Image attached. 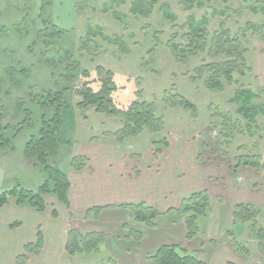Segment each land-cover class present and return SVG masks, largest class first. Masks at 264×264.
<instances>
[{"label":"rangeland","instance_id":"obj_1","mask_svg":"<svg viewBox=\"0 0 264 264\" xmlns=\"http://www.w3.org/2000/svg\"><path fill=\"white\" fill-rule=\"evenodd\" d=\"M50 1L43 8L44 0H0V126L1 139L10 142V146L0 148L1 189L19 186L36 191L49 179L52 168L67 174L72 186L70 176L90 169L92 153L108 144L127 153L122 157V164L128 167L126 173L131 166L130 174L134 177L139 173V166H148L152 171L165 170L169 178L174 175L168 183L170 188L191 193L204 183V170L217 162V169L212 168L217 170L215 175L218 171L228 172L238 161L236 158L254 157L264 164V114L257 116V123L250 124L238 112L240 103L233 101L238 92L245 91L255 95L247 104L264 106V71L260 70L264 66V0H199L201 4L190 10L178 0H160L147 15L134 10L138 0H84L83 7L77 6L76 0ZM163 4L169 5L170 12L177 16L175 21L164 16ZM193 16L197 21L206 22L205 37L201 39L203 50L179 62L168 44L171 38L186 43L189 38H185L188 32L185 24ZM51 20L69 30L65 39L54 42L50 38L47 25ZM217 33H224L222 41L230 38L235 41L233 46L240 43L246 49L249 67L245 75L234 73L236 82L229 83L223 78L222 90L207 84L216 69L212 64L233 59L226 54L229 44L214 42ZM73 57L80 62L82 72H74L70 79L65 76V67ZM107 72L113 74L111 80L117 88L113 97L118 106H129L135 100L153 101L157 115L165 119L164 131L152 134L145 130L120 143L113 135L123 127L122 118L99 113L96 106L81 105L83 98L77 90L88 82L99 90L102 81L108 78ZM48 91L54 95L49 102L54 98L56 101L49 106L42 98ZM177 94L190 100L195 108H184L179 100L174 105L166 104V95ZM57 118L63 122L58 123ZM44 124L52 128L57 139L64 140L60 150L55 155H47L45 160L28 147L30 141L41 139ZM165 142L169 145L165 146ZM171 147L184 149L189 161L184 162L185 154L166 161L169 157L166 148ZM88 151L92 153L87 155ZM75 159H79L77 164ZM80 165L84 168L77 169ZM204 166L207 168L203 169ZM259 175L263 178L264 171ZM160 180L164 181L161 186L167 185L166 175ZM255 181L259 186L260 181L257 178ZM44 198L46 219L56 221L61 216V221L67 222V234L72 228L81 233L92 228L84 222V217L76 218L71 212L70 194L69 205L54 194ZM212 198L233 211L232 200L223 197L221 200L216 195ZM165 199L167 204L177 201L171 191ZM7 215L8 212L0 214V221ZM256 222L255 227L264 228V208ZM123 231L127 233L125 227ZM257 235L253 224L238 229L230 221L217 243L233 252L247 247L250 249L248 264H264V239ZM210 239L203 233L196 243L199 241L210 251ZM176 242L180 244L183 240ZM125 249L120 250L119 258L129 257L130 252ZM135 253L137 250L133 249L132 257ZM110 258L120 264L101 245L99 251L79 254L72 264H104Z\"/></svg>","mask_w":264,"mask_h":264},{"label":"crops","instance_id":"obj_2","mask_svg":"<svg viewBox=\"0 0 264 264\" xmlns=\"http://www.w3.org/2000/svg\"><path fill=\"white\" fill-rule=\"evenodd\" d=\"M260 70L264 71V66ZM166 149L168 152L166 154H169L166 161L167 159L173 161L176 155L184 156L185 154V150L181 148ZM91 153L88 151L87 155ZM126 154L125 151L110 147L108 144L92 153L93 163L90 169L76 171L70 176L72 180L69 193L71 212L76 218L84 217V222L92 226L89 231L85 230L86 232L103 231L108 234V240L103 246L108 249L110 256L115 257L120 264H148V254L155 253L164 244H177L190 254L197 253L207 264H228L229 261L248 264L246 260L250 254L243 251L233 252L228 246L217 243L223 238L226 225L230 221L232 222L233 211H230L228 206V208L225 207L223 202L214 201L212 196L216 195L232 200L235 202L233 207L238 203H246L263 209L264 177L260 178L259 172L262 173L264 170L243 165L236 170H232L231 167L228 172L218 171L215 175L217 170L212 168L216 167L217 169L219 162L204 170L206 173L203 177L204 183L191 191L192 193L207 191L210 195L211 210L208 216L202 218L204 223L203 229L200 227V233L193 240H188L183 215L165 214L158 219L156 227L150 228L134 222L128 210L118 207L124 203L145 202L160 211H166L171 207L180 206L182 200L192 194L189 190L170 188L168 183L170 179H174V175L171 174L169 178V172H165V170L152 171L148 166H139V173L134 177L130 174L132 173L131 166L129 172L126 173L128 167L122 164L124 163L122 157ZM138 155L142 154L139 152ZM187 161L189 158L185 154L184 162ZM204 167L203 169L207 168ZM164 175L168 178L167 185L161 186L160 183L164 181H161L160 178H163ZM256 178L260 181L259 186H256ZM169 191L177 199L174 204L166 202L165 198ZM11 199L14 201L0 208V214L5 215L8 212L7 217L0 221V264H16V257L24 251V246L37 240L38 227L43 231L45 244L40 253L29 254L26 264H72L73 258L78 255L71 256L66 251L67 222L61 221L63 220L61 216L56 221L48 220L45 217V212H38L29 206L18 205L15 198ZM94 206L109 207L103 210L98 217L92 215L85 218L88 209ZM61 208L63 210V207ZM206 222L210 224L208 225ZM14 223L19 225L13 227ZM205 224L207 226L204 229ZM94 225H98V227ZM127 225H133L142 230L144 238L140 246H137L133 240L125 238L127 233H124L123 230ZM203 233L211 238L210 251L198 243L199 241L196 243L202 238ZM236 237H239L238 233ZM181 239L182 243L176 242L182 241ZM132 243L135 245H129ZM122 248H126L125 250L131 254L126 251V254H129V257L124 255L126 259L117 256H122L120 254ZM133 249L137 250L134 257H132Z\"/></svg>","mask_w":264,"mask_h":264},{"label":"trees","instance_id":"obj_3","mask_svg":"<svg viewBox=\"0 0 264 264\" xmlns=\"http://www.w3.org/2000/svg\"><path fill=\"white\" fill-rule=\"evenodd\" d=\"M43 4H49L50 0H44ZM160 0H138L135 4L134 10L138 13L147 15L153 10V6L157 4ZM145 2H148L145 4ZM178 2L187 10H190L194 5L199 3V0H178ZM77 6H85L86 2L84 0H76ZM201 4V3H199ZM164 16L170 20L175 21L177 16L170 12L169 5L163 4L161 7ZM46 14L45 9L43 10ZM52 21V20H51ZM46 24V22H45ZM205 21H197L194 16L191 17L188 22L185 24V28L188 29V32L185 35V38H189L185 44H181L175 41L174 38H171L169 41V48L171 49L173 55L179 62H185L188 58L193 56L196 52H200L202 49L201 39L205 37L204 25ZM48 33L51 34V39L54 42H58L67 37L68 31L65 28L60 27L55 24L53 21L50 25H47ZM44 30V29H43ZM176 37V36H174ZM225 37L224 33H217L214 37V42L216 45L221 44L226 46V54L229 57H232V60L212 64L211 67H215L214 74L211 79L207 82L208 86L213 89L222 90L224 88V83L222 81L225 78L229 83L236 82L234 79V73L236 71L240 72L242 75L246 74V70L249 69L245 57L246 49H242L240 43L237 46H233L235 43L232 39H227L222 41ZM48 41V39H47ZM51 42V41H48ZM232 44V45H230ZM235 52V54H234ZM210 67V68H211ZM65 76L71 79V76L74 72L81 71L80 62L76 59L69 61L66 65ZM82 72V71H81ZM108 73V78L102 81V85L99 90H95L88 82L84 87L77 90L78 94L83 98L81 102L82 106H96V110L99 113L107 114L109 116H119L123 119V127L114 133V137L120 142L123 143L126 138L136 137L145 130L149 131L152 134H159L165 129V119L163 116H158L156 113V105L153 101L147 100H135L131 102L129 106H118L115 102L113 93L116 91V85H114L111 80L113 74ZM87 74V73H86ZM264 90V88H263ZM54 97L52 91L43 93V100L48 106L50 104L56 103L53 99L51 102L50 99ZM255 95L250 92L245 93V91L238 92L236 98L233 101L239 104L238 112L242 114L250 124L257 123V116L259 114H264V106L261 104H247L248 101L253 100ZM63 99V96H62ZM57 99V100H62ZM179 100V105L187 109H194L195 105L188 99L180 95H166L165 102L166 104L174 105ZM176 102V103H174ZM174 103V104H173ZM58 123H62L61 119L57 118ZM43 133L45 134L43 137ZM3 137L1 126H0V148L10 146V142H5ZM64 140L57 139L54 135L52 128L44 124L42 128V137L39 141L32 140L28 143L29 149L36 150L42 157L43 160L46 159L47 155H55L60 150V143ZM157 146V143H155ZM165 146H168V142L164 143ZM160 148V147H159ZM159 152V151H157ZM156 152V154H157ZM79 159H75L73 162L77 164ZM238 160V161H237ZM252 160V161H251ZM242 159L236 158V164L232 166V170H236L240 166H252L259 170H264V164L260 161L253 159ZM77 169L84 168L83 165L78 166ZM70 181L67 174L62 173L59 170L51 169L49 171V179L36 191L27 190L25 188H20L19 186L13 187L11 189H1L0 188V208L7 205L10 199L13 197L16 199L18 205L29 206L40 212H44L47 208L44 196L47 194H54L57 196L58 200L69 205V190H70ZM109 206H94L87 211V218L91 215L98 217L100 213L107 209ZM118 207L126 209L130 212L131 217L134 222L144 225L146 227H156L158 219L165 215H183L185 227H186V237L188 240H193L200 233V218L206 217L209 215L211 210L210 195L207 191H198L190 194L188 197H185L180 206L171 207L166 211H160L153 206L148 205L145 202H135V203H124ZM262 208L246 204L238 203L233 207L232 213V224L238 228H242L245 224H253L254 230H257V237L264 239V228L255 227L257 226V218L261 213ZM55 214V212H54ZM15 225V223L13 224ZM19 224H16V226ZM127 230L126 239L133 240L137 246L141 245L143 240V232L140 228L133 225L125 226ZM228 234L235 236V232H228ZM108 240V234L103 231H91L87 233H81L76 228H72L68 233V238L66 241V251L71 256H76L79 254H90L95 251H99L101 245H104ZM45 244V237L43 231L39 227L37 233V240L34 242H29L24 246V253L19 255L16 260V264H25L28 261L29 254H38L41 252ZM242 249L246 254H250V249L245 247ZM148 264H207L204 259H201L197 253L190 254L186 249L180 247L177 244H164L162 245L155 253L147 255ZM104 264H117L112 258L109 259L107 263ZM228 264H238L233 261H229Z\"/></svg>","mask_w":264,"mask_h":264}]
</instances>
